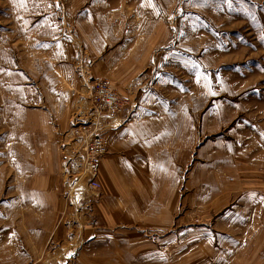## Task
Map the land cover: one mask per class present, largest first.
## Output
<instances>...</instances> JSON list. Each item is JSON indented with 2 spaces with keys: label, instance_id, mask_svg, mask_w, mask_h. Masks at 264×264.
<instances>
[{
  "label": "rangeland",
  "instance_id": "1",
  "mask_svg": "<svg viewBox=\"0 0 264 264\" xmlns=\"http://www.w3.org/2000/svg\"><path fill=\"white\" fill-rule=\"evenodd\" d=\"M95 72L130 101L96 132L155 131L128 227L75 135ZM0 243V264H264V0H0Z\"/></svg>",
  "mask_w": 264,
  "mask_h": 264
},
{
  "label": "crops",
  "instance_id": "2",
  "mask_svg": "<svg viewBox=\"0 0 264 264\" xmlns=\"http://www.w3.org/2000/svg\"><path fill=\"white\" fill-rule=\"evenodd\" d=\"M101 69L103 73L104 70L102 67ZM96 72L93 79L104 78L101 72L99 75ZM120 117H128V115ZM132 122H127L126 118H118L110 121L107 125L106 134L111 145L108 154L103 158L100 180L98 179L102 186L101 198L109 203L107 205L108 212L117 210L119 217L124 220V223L118 221L120 227L131 226V219L135 217V210L138 209L136 204L152 200L153 194L152 185L154 183L149 177V170H151V158L154 157V154L151 152L150 138H154L155 131L135 129L136 125L132 126ZM73 150L74 147H71L69 154H72ZM141 175H145V178H141ZM142 186H149V188L145 190L142 189ZM164 195L167 196L166 190ZM163 200H166V197ZM108 221L109 226L116 223ZM89 230L82 234L83 237L85 235L86 241L97 243L99 240L105 239L99 232L96 236L93 229ZM113 231L117 236V231L114 229ZM3 246L0 243V252L3 250ZM6 246V250L12 249L8 247L10 246L8 244ZM10 255L12 258L13 252Z\"/></svg>",
  "mask_w": 264,
  "mask_h": 264
},
{
  "label": "built area",
  "instance_id": "3",
  "mask_svg": "<svg viewBox=\"0 0 264 264\" xmlns=\"http://www.w3.org/2000/svg\"><path fill=\"white\" fill-rule=\"evenodd\" d=\"M91 100L93 119L79 124L75 135L81 136L87 133L89 136L86 170L91 178L88 187L92 191H98L102 187L98 177L103 158L108 153L111 143L107 136L96 132V126L101 124L105 118L109 119L125 113L130 101L128 98L118 95L111 82L106 79H98L93 83ZM91 124L94 127L89 131L92 128Z\"/></svg>",
  "mask_w": 264,
  "mask_h": 264
}]
</instances>
